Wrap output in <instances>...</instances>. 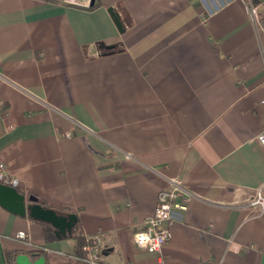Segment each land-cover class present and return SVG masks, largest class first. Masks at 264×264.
<instances>
[{"label": "crops", "instance_id": "0c3cea01", "mask_svg": "<svg viewBox=\"0 0 264 264\" xmlns=\"http://www.w3.org/2000/svg\"><path fill=\"white\" fill-rule=\"evenodd\" d=\"M250 3L264 28V0H0V160L17 189L74 212L84 243L107 241L101 261L156 264L133 233L178 176L195 197L174 213L163 264H264V212L247 205L264 194V29ZM74 245L0 204V264H87Z\"/></svg>", "mask_w": 264, "mask_h": 264}, {"label": "built area", "instance_id": "2783aa9c", "mask_svg": "<svg viewBox=\"0 0 264 264\" xmlns=\"http://www.w3.org/2000/svg\"><path fill=\"white\" fill-rule=\"evenodd\" d=\"M75 3H88L91 0H61ZM249 16L255 23L257 30H263V22L257 14V5H249ZM69 133H67L68 135ZM259 141L264 145V131L258 135ZM166 185L157 193L156 205L153 212L144 219L143 227L133 233V242L137 247L144 248L156 257V264H163V245L171 238V226L175 221L174 213L187 209L189 201L195 194L188 189L182 179L178 176L166 177ZM0 182L3 184L17 186L18 179L11 173L6 163L0 160ZM247 205L257 208L256 214L264 212V194L257 189L255 194L249 198ZM15 237L36 251H48L49 247L33 242L25 230H18ZM107 245V241L93 238L91 242L84 243L81 248L88 251L87 256L71 253L69 256L81 260L87 264H108L100 260L101 250ZM126 264H144L138 262H127Z\"/></svg>", "mask_w": 264, "mask_h": 264}, {"label": "water", "instance_id": "95a60500", "mask_svg": "<svg viewBox=\"0 0 264 264\" xmlns=\"http://www.w3.org/2000/svg\"><path fill=\"white\" fill-rule=\"evenodd\" d=\"M93 3V0H91ZM112 11V9H110ZM117 27L122 30L121 22L115 17ZM105 49H112L114 44H99ZM0 204L8 210L19 214H27L30 218L47 222L54 228V234L60 238L70 234L73 230L77 216L74 212L60 213L52 207L42 204L34 194H25L20 192L17 187L3 184L0 182ZM17 264H44V255H39L31 260L25 253H19L15 257Z\"/></svg>", "mask_w": 264, "mask_h": 264}, {"label": "trees", "instance_id": "16d2710c", "mask_svg": "<svg viewBox=\"0 0 264 264\" xmlns=\"http://www.w3.org/2000/svg\"><path fill=\"white\" fill-rule=\"evenodd\" d=\"M55 236V234H54ZM66 236H72L75 238V250L77 253H80L81 246L84 244L85 240L82 236L76 234V225L74 226L73 230L70 234H67Z\"/></svg>", "mask_w": 264, "mask_h": 264}]
</instances>
